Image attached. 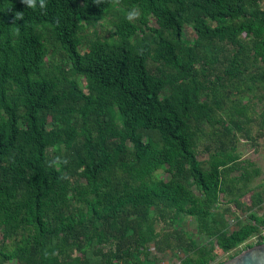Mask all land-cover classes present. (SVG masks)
Wrapping results in <instances>:
<instances>
[{
	"label": "trees",
	"instance_id": "trees-1",
	"mask_svg": "<svg viewBox=\"0 0 264 264\" xmlns=\"http://www.w3.org/2000/svg\"><path fill=\"white\" fill-rule=\"evenodd\" d=\"M254 99L264 122V0H0V264H222L263 243L264 181L244 191L260 170L236 151L262 135Z\"/></svg>",
	"mask_w": 264,
	"mask_h": 264
},
{
	"label": "rangeland",
	"instance_id": "rangeland-1",
	"mask_svg": "<svg viewBox=\"0 0 264 264\" xmlns=\"http://www.w3.org/2000/svg\"><path fill=\"white\" fill-rule=\"evenodd\" d=\"M110 17L112 16H109L108 20L103 21V23H101L102 26L101 25L98 26L97 30L90 28L88 30H85L82 33L83 41L79 48L80 53L87 52L88 44L96 40V38L105 39L109 36L110 33H112L114 27L109 21V19H111ZM150 25L154 28L156 27V24L152 18L150 19ZM44 43L46 44L48 48V53L46 55L47 62H50L51 60L57 61V62L64 61L63 51L61 50L59 45H57V43L53 42V40L50 38L45 39ZM79 81L81 82L82 85L85 83L82 77H80ZM250 105L251 106L249 107V114H251L254 117V120L251 124V133L253 136L258 135V133H262V135L256 138L255 141H249L248 139L243 137L239 131H237L236 132V151L239 153L240 159L242 161H245L244 163H246V161H251L253 163V166H251V168L255 167L260 170V173L257 176L252 178L250 181H248L244 185V191L251 190V191L258 192L264 181V122H262L259 117V114L262 111L261 102H257V100L254 99L253 103ZM204 144H205V140H202L199 143L198 148H197L199 160H205L207 158V155L202 151ZM157 175L163 179L167 178V175L163 169L158 170ZM249 193H247L246 195H248ZM245 198H247V196ZM222 205L218 208V210H220ZM214 211H217V210H214ZM236 214L239 218L244 217V214L242 213L237 212ZM224 222L228 229H232L234 227L235 219L231 216L226 215L224 218ZM187 224L189 228L193 230L195 229L194 220L188 219ZM198 238H201V237H198ZM246 243H254V239L250 238L249 240L246 241ZM217 251L218 250L215 249V252ZM178 255L180 257L182 256L179 253ZM157 257H158L157 264H177L178 263V257L177 256L175 257L171 253L158 254ZM226 257H227V254H219V257L217 259L220 261L221 260L225 261ZM4 264H7V263H4Z\"/></svg>",
	"mask_w": 264,
	"mask_h": 264
},
{
	"label": "clouds",
	"instance_id": "clouds-1",
	"mask_svg": "<svg viewBox=\"0 0 264 264\" xmlns=\"http://www.w3.org/2000/svg\"><path fill=\"white\" fill-rule=\"evenodd\" d=\"M20 2L26 6V8L29 9H35L39 8L41 11H45L47 9V0H20ZM93 4L96 6H99L106 2V0H92ZM111 3L119 6L121 4V0H111ZM142 16V11L139 7H134L129 9L126 12L125 19L129 22H135L139 20ZM23 20V12H17L15 13L14 19L12 21L13 24H15L16 21ZM16 34H19V28L16 29ZM68 163V160L65 157L62 156H56L53 159H51L48 162L49 167H55L60 168L63 166H66ZM63 179H69L68 176L63 177Z\"/></svg>",
	"mask_w": 264,
	"mask_h": 264
},
{
	"label": "water",
	"instance_id": "water-1",
	"mask_svg": "<svg viewBox=\"0 0 264 264\" xmlns=\"http://www.w3.org/2000/svg\"><path fill=\"white\" fill-rule=\"evenodd\" d=\"M222 264H264V242L241 251Z\"/></svg>",
	"mask_w": 264,
	"mask_h": 264
},
{
	"label": "built area",
	"instance_id": "built-area-1",
	"mask_svg": "<svg viewBox=\"0 0 264 264\" xmlns=\"http://www.w3.org/2000/svg\"><path fill=\"white\" fill-rule=\"evenodd\" d=\"M263 234H264V231H263ZM252 238L254 239V243H255V241H256V237H252ZM252 238H251V239H252Z\"/></svg>",
	"mask_w": 264,
	"mask_h": 264
}]
</instances>
